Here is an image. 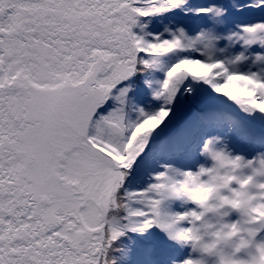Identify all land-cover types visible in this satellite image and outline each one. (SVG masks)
Instances as JSON below:
<instances>
[{
    "label": "snow or ice",
    "instance_id": "1",
    "mask_svg": "<svg viewBox=\"0 0 264 264\" xmlns=\"http://www.w3.org/2000/svg\"><path fill=\"white\" fill-rule=\"evenodd\" d=\"M209 149L264 160V0H0V264H183Z\"/></svg>",
    "mask_w": 264,
    "mask_h": 264
},
{
    "label": "clouds",
    "instance_id": "2",
    "mask_svg": "<svg viewBox=\"0 0 264 264\" xmlns=\"http://www.w3.org/2000/svg\"><path fill=\"white\" fill-rule=\"evenodd\" d=\"M208 155L222 159H213L206 179L197 173L176 189L172 177L160 195L165 204L180 201L198 210L191 231L175 233V242L188 249L183 264H264V160L215 149Z\"/></svg>",
    "mask_w": 264,
    "mask_h": 264
},
{
    "label": "bare ground",
    "instance_id": "3",
    "mask_svg": "<svg viewBox=\"0 0 264 264\" xmlns=\"http://www.w3.org/2000/svg\"><path fill=\"white\" fill-rule=\"evenodd\" d=\"M233 218H235V217H233Z\"/></svg>",
    "mask_w": 264,
    "mask_h": 264
}]
</instances>
